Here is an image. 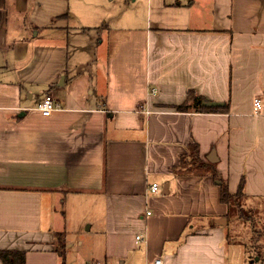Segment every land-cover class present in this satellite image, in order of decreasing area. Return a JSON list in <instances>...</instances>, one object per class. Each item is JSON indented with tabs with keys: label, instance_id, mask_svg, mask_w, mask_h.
Masks as SVG:
<instances>
[{
	"label": "crops",
	"instance_id": "crops-1",
	"mask_svg": "<svg viewBox=\"0 0 264 264\" xmlns=\"http://www.w3.org/2000/svg\"><path fill=\"white\" fill-rule=\"evenodd\" d=\"M66 2L0 0V253L66 264L78 212L103 264H264L212 223L228 222L223 183L264 200V0H132L111 26ZM190 92L222 106L178 111ZM194 144L216 178L180 170Z\"/></svg>",
	"mask_w": 264,
	"mask_h": 264
},
{
	"label": "rangeland",
	"instance_id": "rangeland-1",
	"mask_svg": "<svg viewBox=\"0 0 264 264\" xmlns=\"http://www.w3.org/2000/svg\"><path fill=\"white\" fill-rule=\"evenodd\" d=\"M95 1L98 7L105 12L108 20L105 24L111 26L112 23L119 25L127 13H130L129 5L132 0H88ZM42 6L44 14L58 12L65 0H38ZM69 0L66 2V6ZM241 207L233 208L228 217V228L230 230L231 243L242 242L251 251L259 252L264 260V200L254 201L242 199ZM74 221L66 230L67 244H71L67 249L66 264H87L92 261L105 262L102 258L104 254V238L100 234L98 225L91 229V222H96L90 215H81L75 212ZM74 214H70V220ZM88 216L87 223L78 225L76 219ZM66 247V244L64 245Z\"/></svg>",
	"mask_w": 264,
	"mask_h": 264
},
{
	"label": "trees",
	"instance_id": "trees-1",
	"mask_svg": "<svg viewBox=\"0 0 264 264\" xmlns=\"http://www.w3.org/2000/svg\"><path fill=\"white\" fill-rule=\"evenodd\" d=\"M203 102H204V99L202 97L196 96L190 92L189 97H188V102L181 104L180 106H177L175 108L178 111H185V112L190 109H195L197 112H217L219 111V109H210V108L202 107ZM181 169H188V170L198 169L200 171H204L205 173L207 172L208 174L216 178V169L214 165L204 162L200 158V150L197 144L192 145L189 148L188 154L185 157H182L181 162H180V170ZM242 199L249 200V198L245 194L243 182L240 184L238 191L234 194H232L229 191L228 185L226 183L222 184L221 202L224 205H226L228 208L227 217H229V214L231 213L233 208L235 209V208L241 207L240 202ZM62 245L64 248V240L62 242ZM13 256L17 257V259L20 261L19 264H24L25 258L23 254L21 255V254L12 253V252L0 253V258L4 261Z\"/></svg>",
	"mask_w": 264,
	"mask_h": 264
},
{
	"label": "built area",
	"instance_id": "built-area-1",
	"mask_svg": "<svg viewBox=\"0 0 264 264\" xmlns=\"http://www.w3.org/2000/svg\"><path fill=\"white\" fill-rule=\"evenodd\" d=\"M156 90L152 91V94H156ZM255 112L258 113L262 108V101L259 98L254 100ZM60 109V105L55 102L52 96H46L43 102L40 104L39 110L41 111L44 117H49L55 110ZM160 191V185L154 183L150 186V192L152 194H157ZM137 240L140 241L141 237H137ZM87 264H103L100 261H92ZM152 264H164V261L160 258L156 259Z\"/></svg>",
	"mask_w": 264,
	"mask_h": 264
},
{
	"label": "water",
	"instance_id": "water-1",
	"mask_svg": "<svg viewBox=\"0 0 264 264\" xmlns=\"http://www.w3.org/2000/svg\"><path fill=\"white\" fill-rule=\"evenodd\" d=\"M204 107H219V106H222V104L220 103H214V102H204L202 104ZM211 162H213L212 159H209ZM219 184H221L219 182ZM213 224H218V225H221V226H226L227 225V218H222V219H217L215 221L212 222ZM257 261L259 260L258 258L256 259Z\"/></svg>",
	"mask_w": 264,
	"mask_h": 264
}]
</instances>
